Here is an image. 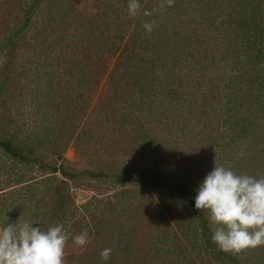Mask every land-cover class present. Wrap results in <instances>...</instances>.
<instances>
[{"label":"rangeland","instance_id":"obj_1","mask_svg":"<svg viewBox=\"0 0 264 264\" xmlns=\"http://www.w3.org/2000/svg\"><path fill=\"white\" fill-rule=\"evenodd\" d=\"M15 1L0 0V139L20 155L0 147V228L26 220L42 229L64 224L70 236L65 264H85L97 241L103 237L107 246L115 236L122 246L118 264H226L207 248L202 218L171 194L174 185L160 190L122 182L120 175L151 172L168 183L187 177L189 188L194 179L198 187L215 164L264 176V0H175L151 17L143 12L159 0H140L134 18L127 14L128 0H35L30 21L16 29L14 16L24 18L31 4L14 12L21 6ZM52 13L65 14L61 24ZM248 19L252 32L263 34L255 44L263 48L262 60L254 66L240 49L223 53ZM152 20L149 34L143 23ZM127 48L134 50L135 62L128 59L134 70L149 75L162 123L150 119L153 105L131 101L121 104L116 119L102 120L107 115L98 108L113 95L112 77L125 69ZM233 81L243 89L232 90ZM245 122L247 131L241 129ZM220 131L225 140L218 145ZM101 133L117 144H100ZM110 163L109 173L99 176ZM61 165L68 174L58 170ZM85 229L90 243L81 248L71 236ZM236 257L240 264H264V247Z\"/></svg>","mask_w":264,"mask_h":264},{"label":"clouds","instance_id":"obj_2","mask_svg":"<svg viewBox=\"0 0 264 264\" xmlns=\"http://www.w3.org/2000/svg\"><path fill=\"white\" fill-rule=\"evenodd\" d=\"M174 3L159 0L157 7L145 10L143 15L151 17ZM141 7L140 0H128V16L136 17ZM155 26V20L143 23L149 34ZM195 208L208 214L211 239L221 251L239 255L264 247V176L238 174L215 164L197 189ZM33 225L26 220L0 228V264H65L70 236L64 224L55 223L46 230ZM71 239L81 248L90 243L87 229ZM111 253V248L100 252L102 264L110 260Z\"/></svg>","mask_w":264,"mask_h":264},{"label":"trees","instance_id":"obj_3","mask_svg":"<svg viewBox=\"0 0 264 264\" xmlns=\"http://www.w3.org/2000/svg\"><path fill=\"white\" fill-rule=\"evenodd\" d=\"M54 3H55V1H54ZM15 4L21 5L22 7L21 6L17 7V9L14 8V12L21 11L22 13L24 12L23 6L26 7L27 4H29V5L31 4L29 11L28 12L26 11L24 13V15H25L24 18H22V14L21 15L16 14L14 16V22L12 24L14 25V28L16 29L17 27H21L24 23L26 24L27 22L30 21L31 8H34L35 0H34V2H32L30 0H16ZM58 6H60V4H58ZM6 10H8L7 11V15L10 16L12 14V10L13 9H11L9 7V8H6ZM63 15H65V14L58 13V15L57 14L54 15L52 13L50 19L52 18V21H54V23L61 24V22L63 20ZM2 16H0V17H2ZM1 20L4 23L10 21L9 19H5V18L1 19ZM244 20L246 22V19H244ZM248 20H249L248 23H247L248 27H245V26L243 27V31L240 33L238 38L235 40V43H234L233 47L231 49L225 48L223 53L224 54H228L231 50L236 52L238 49H240L237 52L239 54H241V55L243 54V58H247L248 61H249V64L251 66H254L255 63H257V65H258L261 62V60H262V59L259 58V53H261L263 48L260 47V49L258 50V49L255 48L256 47L255 44H257L260 40H262L263 34H259L261 31L258 30L257 28L254 30V32H252L251 24H250L252 19H248ZM245 22L243 21V24H245ZM240 24H241V22H240ZM229 26L232 28L231 24ZM59 28L60 27H58V29ZM15 29H14V31H15ZM231 31L234 32V29L232 28ZM17 33L18 32H16V33L14 32V35H17ZM218 49H219V51H221L222 47H219ZM171 54H173V53H171ZM195 54H197V53H195ZM124 55H126V59H124V60H126V62L128 61V59L135 62L134 50H129V48L125 49V54ZM134 62L131 63L130 61H128L127 63H125L126 64L125 69L122 71V73H120V76L118 78L115 77V76L112 77V79H115V81H114V83L112 85L113 95H112V97L108 96L107 97L108 102H106L107 101L106 100L105 102L102 103V106L98 108L99 110H101L100 113H104V115L105 114L107 115L102 120L104 122H107L111 118L112 119H116V116L114 114H117V112H121V108L123 106L121 104L125 103L127 101H131V105H132V103H134V104H136L138 106H141V107L146 106L148 103L150 105H153L154 107L152 106V108L149 107V109H148L150 119L152 121L162 123V120H163L162 116L163 115L161 116L160 114H157L158 108H157V106L154 105L156 103V101H155V97L153 95L155 92L153 91V89L151 87L152 86L151 83H150L151 81L147 78L149 75L147 73H145V71L142 72V71L134 70ZM80 64L78 63L77 67ZM80 67H81V65H80ZM205 77L206 76H204V78ZM263 77H264V74H263ZM146 78H147V80L145 81ZM232 80H233V77H232ZM238 81H233V82H235V84L233 85L232 90L235 91L238 88L243 89V87H240V86L243 85V83L240 84V82H238ZM261 85H263L261 87V89H263L264 82ZM253 86H254V84H253ZM262 91H264V89L263 90H259L260 93ZM128 95L131 97V99L128 98ZM211 98L217 99L213 95L211 96ZM133 107H136V106H133ZM123 108H125V106ZM129 114L132 115V110H130L128 113H125L126 117ZM145 114H147V112ZM122 115L119 116L120 120L122 118ZM125 115H123V116L125 117ZM216 115H217V113L209 114L208 116L214 117ZM113 116H115V118ZM141 116L142 115H139L138 117H141ZM247 121L248 120H246V122ZM246 122H245V124L243 125V127L241 129L247 131L248 130V126L246 125ZM114 123H121V121H119V122L118 121H114ZM115 126H117V125H115ZM116 129L119 131L120 128L116 127L113 130H116ZM57 132H59V131L56 130V131H54L52 133H54V135H56ZM220 132H222L220 137L214 139L215 143L218 140V142H217L218 145H220L222 140H225V135L223 134L224 132L223 131H220ZM95 135L96 134H94V136ZM146 135H147V133H145L144 136L146 137ZM110 136L111 135L106 136V134L104 135V133H101V136L98 138V140L100 139L99 143L101 144V142L105 143L107 141V143L110 145L109 141H112L113 145H116L117 141L115 139L111 138ZM159 136L160 137L161 136L164 137L163 130H161V134ZM154 140L155 141L158 140V136L157 135L154 137ZM107 143H105V144H107ZM53 146L56 148L55 151H53L54 153L58 154V153L61 152L60 150H58L59 148H58L57 144H55ZM0 147L3 150H5V151L12 152L14 155H20V152L16 148H13L9 141H5L3 139L2 140L0 139ZM25 147L26 146H23V148H25ZM105 149L108 150V148H105ZM101 150L104 151V153H106L105 150H103V149H101ZM108 153H110V152H108ZM110 165H111V163L104 165L103 168H100L101 172H100L99 176L107 175L109 173V171H110V168H111ZM114 166H115V164H113V167ZM249 167L251 169L252 168V164H249ZM57 168H58V170L63 171L64 174H68L66 169H65V167H63V165H61L60 167H57ZM55 171H57V170H55ZM150 173L149 174L148 173L144 174L145 176L143 175V177H141V178H137L135 176L133 177V176L128 175L126 177L127 179H125V178H122L123 176H125L124 175L125 173L123 171L121 173V175H120V178H121L122 182H127V180L135 181V182L140 183L142 185H146V186L148 185L150 187H152V186L159 187L160 190L164 189L166 186L170 190H172V185H174L176 188H175V190L171 191V194L177 196V198H178L177 200H180V201L182 200L180 204H185V201H188L189 205L192 207V209H194L195 212L198 213V214L197 213L196 214L199 215L202 218L203 224H204V227H205V233L207 234V240H208V242H211V243H208L207 248H210L212 250V252L215 253L219 259H223V261H222L223 263L226 262V264H240L241 261L236 257L237 255L234 256L233 254L225 253V252L221 251L217 247V245L212 242V239H211L212 232L210 230V227L208 226L209 223H208V220H207V215H205L206 214L205 212H203L201 214V210H197L195 208V196L197 194V189H198L199 186L197 187L196 183L194 181H196L198 183V181H197L198 179H194L193 184L191 185L192 188H189V185H188L189 179H187V177H185L183 180H181L180 182H177V183L176 182H174V183L169 182L168 183V182H166L164 180L163 177L161 178V177L157 176L158 175L157 173H154V174L153 173L150 174ZM190 189H193V190L191 191ZM161 192H163V191H161ZM170 197H169V200L171 202H174V200H176L172 196H170ZM163 203L165 204V206H168L166 204L165 200H163ZM160 208L161 207H157V211L160 210ZM167 208H169V207H167ZM160 212L163 213V210L162 211L160 210ZM148 215H149V217H151L153 215V212H151V213L148 212ZM102 233H103V231L100 230L99 235H101ZM130 233H131L130 231H127L125 233V235H124L125 236V240H126V237H131ZM133 235L135 237H137L138 239L143 240L140 237V235L136 232V230L134 231ZM120 240H121L120 238L115 236L114 237V241H112L111 244L105 246V244L103 242L104 239L102 237L100 239V241H97L95 243L93 250H91L92 252L91 253L87 252V256L88 255L89 256L87 257V259L84 260L85 264H102L101 258H100V252L103 249H105V248H111L112 249L111 258H110V260H108L106 262V264H118L116 258L118 257V252L122 248V246H120L119 243H118V241H120ZM132 250L135 253L134 246L132 247ZM73 254L74 253H72V255Z\"/></svg>","mask_w":264,"mask_h":264}]
</instances>
